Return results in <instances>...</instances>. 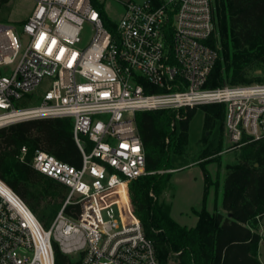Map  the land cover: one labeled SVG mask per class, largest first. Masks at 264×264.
<instances>
[{
	"label": "built area",
	"instance_id": "2783aa9c",
	"mask_svg": "<svg viewBox=\"0 0 264 264\" xmlns=\"http://www.w3.org/2000/svg\"><path fill=\"white\" fill-rule=\"evenodd\" d=\"M112 21L91 0H35L24 43L0 23V127L70 117L82 154L77 166L38 148L29 161L66 187L49 227L0 177V264H56L55 243L77 264H159L130 193L133 179L154 173L137 111L173 109L183 120L223 103L232 148L264 139V83L206 86L220 57L213 0H127Z\"/></svg>",
	"mask_w": 264,
	"mask_h": 264
},
{
	"label": "trees",
	"instance_id": "16d2710c",
	"mask_svg": "<svg viewBox=\"0 0 264 264\" xmlns=\"http://www.w3.org/2000/svg\"><path fill=\"white\" fill-rule=\"evenodd\" d=\"M8 1L0 0V5ZM91 1L101 8L100 0ZM213 6L223 56L215 62L206 86L225 84L231 69L234 81L242 82L243 67L249 61L258 59L264 64V0H214ZM105 21L113 29L114 22L106 18ZM141 80L147 86L146 80ZM214 104L219 106L215 111L223 121L225 104ZM175 114L173 109L136 112L146 152V168L154 173L133 179L130 193L146 235L154 241L159 264H262L258 256L262 235L254 227L264 214V139L245 143L242 147L250 151L230 165L222 202L226 213L211 214L204 194L202 209H194L198 221L188 227L177 222L169 210L154 199L170 176V172L160 173V170L173 167L172 155L179 150L180 136L171 126ZM211 120L207 117L206 124ZM181 129L185 139L187 118L181 121ZM24 144L28 152L26 160L21 161L17 154ZM219 145L212 154L222 150ZM38 148L79 166L82 154L75 140L72 119L34 118L0 127V177L25 200L42 224L49 227L65 198L66 187L30 165ZM204 176L208 185L211 177L207 169ZM54 247L56 264H77L57 243Z\"/></svg>",
	"mask_w": 264,
	"mask_h": 264
},
{
	"label": "rangeland",
	"instance_id": "374dc122",
	"mask_svg": "<svg viewBox=\"0 0 264 264\" xmlns=\"http://www.w3.org/2000/svg\"><path fill=\"white\" fill-rule=\"evenodd\" d=\"M100 2L102 4L99 9L106 19H119L123 12L119 3L112 0H100ZM34 3L35 0H9L0 5V23L10 25L15 32H19L23 43L26 41L27 35L22 32V26L31 13ZM216 29L219 31L217 25ZM217 43L222 58L223 47L220 35H218ZM231 71L232 69L226 78V84L264 83V64L258 59L249 61L243 67L244 80L242 82H235ZM46 85L47 83L44 82V86ZM42 89L41 87L39 91H42ZM16 103L20 105L21 101ZM218 107V105L210 103L190 109L192 112L190 113L189 110L186 113L188 115V129L185 139L183 138L184 131L181 129L182 120L176 119L175 122L173 121L174 124L172 122L171 125L172 129L176 130L180 136L178 140L180 144L177 142L179 150L172 155L171 166H178L175 161V158H178L177 160L187 163L188 167L179 171H170L171 168L160 171V173L170 172V176L162 192L159 195H154V199H158L159 204L169 210L171 216L174 215L179 222L186 223L188 227L196 223L198 216L194 209H202L204 194H206V204L214 212L213 214L221 208L224 198V182L231 170L230 165L237 163L241 156L250 151L249 148L242 147L243 145L232 148L225 127L226 112L222 121V118L215 111L220 109ZM222 109L226 111V106ZM182 114H184L183 111ZM209 116L212 120L207 125L206 119ZM219 144H221L220 149L222 150L217 154H212L220 146ZM205 169L208 170L211 177L208 185L204 176ZM205 188L208 190L205 191ZM172 208L173 213L171 212ZM180 210L184 211L183 215L179 213ZM222 212L226 213L224 210ZM229 217L232 218V216ZM254 229L262 235L259 250L260 257L264 261V214ZM171 260H173V257H171Z\"/></svg>",
	"mask_w": 264,
	"mask_h": 264
},
{
	"label": "crops",
	"instance_id": "0c3cea01",
	"mask_svg": "<svg viewBox=\"0 0 264 264\" xmlns=\"http://www.w3.org/2000/svg\"><path fill=\"white\" fill-rule=\"evenodd\" d=\"M112 1L119 3L121 9L123 10V9H124V2L127 1V0H112ZM138 1H140V0H138ZM175 157H176V156H175ZM177 159H178V158H175V161L177 162L178 166H177V167H172V168L170 169V171H174V170L179 171V170H183V169H185V168L188 167V164H187V163H185V162L182 161V160L179 161V160H177ZM189 169H190V168H189ZM223 191H224V189H223ZM208 204H209V202H208ZM207 207H209V205L207 206V204H206V208H207ZM207 210H208L211 214L214 213V212L210 209V207L207 208ZM223 210L226 211V210L224 209L223 205H221V208L218 209L217 212H222ZM171 212L173 213V208H172ZM179 213H181V214L183 215L184 211L180 210ZM229 213H231V212H229ZM229 213H228V214H229ZM229 216H230V215H229ZM172 217H173L177 222H179V220L177 219V217H175L174 215H172ZM197 221H198V217H197L196 223H197ZM179 223H180L181 225H186V223H181V222H179ZM196 223H195L194 225H190L189 227H191V226H195ZM258 256H259V258H260L262 264H264L263 259L260 257V250H259V252H258Z\"/></svg>",
	"mask_w": 264,
	"mask_h": 264
},
{
	"label": "water",
	"instance_id": "95a60500",
	"mask_svg": "<svg viewBox=\"0 0 264 264\" xmlns=\"http://www.w3.org/2000/svg\"><path fill=\"white\" fill-rule=\"evenodd\" d=\"M230 216H232V213H229Z\"/></svg>",
	"mask_w": 264,
	"mask_h": 264
}]
</instances>
